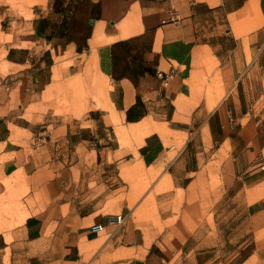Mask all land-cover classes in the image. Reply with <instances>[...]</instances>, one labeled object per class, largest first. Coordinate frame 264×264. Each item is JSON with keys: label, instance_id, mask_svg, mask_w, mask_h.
<instances>
[{"label": "crops", "instance_id": "obj_1", "mask_svg": "<svg viewBox=\"0 0 264 264\" xmlns=\"http://www.w3.org/2000/svg\"><path fill=\"white\" fill-rule=\"evenodd\" d=\"M51 5L59 19L53 22L49 43L66 54H88L90 74L100 79L103 90L107 85L103 101L115 114L111 118L117 116L126 135L139 136L131 139L118 165L145 169L148 180L161 172L182 182L188 161L179 157L177 139L196 118L203 119L219 145L233 139L225 125L231 129L236 120L246 119L254 125L248 149L264 156V111L254 110L264 101V0H52ZM49 20L45 15L37 19L39 34L46 35ZM77 21L79 26L71 24ZM228 109L233 127L227 124ZM246 129L240 127L235 138L244 140ZM12 134L10 124L0 118V190L30 184L37 201L29 204L20 197L13 210L27 215L13 220L14 243L3 241L0 247L9 248L10 261L20 250L25 264H188V256L193 264H204L197 230L166 246L150 243L142 250L140 244L124 245L119 228L107 231L116 228L107 223L114 213L102 211L105 202L92 201L90 190L84 212L76 207L65 212L63 204L46 207L44 176L28 168ZM120 149L119 144L114 148ZM242 177L231 197L242 199L241 213L245 220L251 218L250 229L264 231V163L249 166ZM97 223L104 228L92 230ZM102 231H107L104 239ZM94 244L88 257L84 248ZM260 247L258 261L264 258V237Z\"/></svg>", "mask_w": 264, "mask_h": 264}, {"label": "rangeland", "instance_id": "obj_2", "mask_svg": "<svg viewBox=\"0 0 264 264\" xmlns=\"http://www.w3.org/2000/svg\"><path fill=\"white\" fill-rule=\"evenodd\" d=\"M51 3L0 0V118L12 127L10 139L24 150L28 168L44 176V205L63 204L65 212L68 207L84 212L90 190L92 201L105 202L102 211L125 215L120 226L107 230L119 228L124 245L140 244L142 250L150 243L166 246L197 230L204 264H264V258L258 261L264 231L250 229L251 218L245 220L241 213L242 199L231 197L241 186L243 171L264 163L260 150L248 149L254 125L242 119L230 129L223 122L233 139L219 145L202 118L190 119V129L177 139L179 157L188 161L182 172L188 176L180 183L161 172L148 180L147 170L118 165L116 160L139 136L126 135L117 116L111 118L115 114L103 101L107 85L103 90L100 79L90 74L88 54H66L63 47L49 43L53 22L59 19ZM44 15L50 19L45 36L36 24ZM254 110L264 111V101ZM240 127H247L244 140L235 138ZM117 144L120 151L114 150ZM165 144L169 145L167 139ZM4 191L0 190V247L3 241L14 243L13 220L27 215L13 212L20 197L29 204L37 201L30 184L19 190L8 185ZM233 208L236 212L230 214ZM107 231L99 235L104 239ZM96 245L84 248L88 257ZM9 255V248L0 250V264H25L20 250L16 260L10 261ZM188 257L187 263L193 264Z\"/></svg>", "mask_w": 264, "mask_h": 264}, {"label": "built area", "instance_id": "obj_3", "mask_svg": "<svg viewBox=\"0 0 264 264\" xmlns=\"http://www.w3.org/2000/svg\"><path fill=\"white\" fill-rule=\"evenodd\" d=\"M227 124L230 127H233L235 124V119L230 109H228ZM124 220H125V215L123 213H114V214H109L107 216V223L114 225V226L121 225L124 222ZM103 228H104V225L102 223H97L91 226V229L95 231H100Z\"/></svg>", "mask_w": 264, "mask_h": 264}, {"label": "trees", "instance_id": "obj_4", "mask_svg": "<svg viewBox=\"0 0 264 264\" xmlns=\"http://www.w3.org/2000/svg\"><path fill=\"white\" fill-rule=\"evenodd\" d=\"M132 117L128 114L127 119L130 120Z\"/></svg>", "mask_w": 264, "mask_h": 264}]
</instances>
